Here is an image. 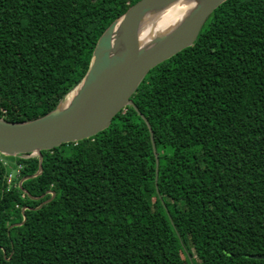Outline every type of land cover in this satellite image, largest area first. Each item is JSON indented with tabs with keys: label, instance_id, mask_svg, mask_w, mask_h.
<instances>
[{
	"label": "trees",
	"instance_id": "obj_1",
	"mask_svg": "<svg viewBox=\"0 0 264 264\" xmlns=\"http://www.w3.org/2000/svg\"><path fill=\"white\" fill-rule=\"evenodd\" d=\"M138 1L0 0V118L53 110ZM131 100L36 176L0 162V264H264V0L219 5Z\"/></svg>",
	"mask_w": 264,
	"mask_h": 264
},
{
	"label": "water",
	"instance_id": "obj_2",
	"mask_svg": "<svg viewBox=\"0 0 264 264\" xmlns=\"http://www.w3.org/2000/svg\"><path fill=\"white\" fill-rule=\"evenodd\" d=\"M177 1L190 2L193 7L170 30L154 37L148 45H141L138 31L145 16ZM225 1L139 0L130 6L98 38L86 74L53 110L29 121L8 122L0 118V154L37 157L36 176L42 171V151L76 143L107 129L117 114L127 106L134 107L131 97L148 72L191 47L209 16ZM72 92L74 95L65 104ZM135 110L138 111L136 107ZM147 127L153 144L151 128L148 124ZM153 152L156 181L158 158L154 147ZM24 180L26 178L18 182L19 187ZM49 194L50 198L37 209L53 200L55 194ZM24 219L23 216L21 224Z\"/></svg>",
	"mask_w": 264,
	"mask_h": 264
},
{
	"label": "bare ground",
	"instance_id": "obj_3",
	"mask_svg": "<svg viewBox=\"0 0 264 264\" xmlns=\"http://www.w3.org/2000/svg\"><path fill=\"white\" fill-rule=\"evenodd\" d=\"M192 7L193 4L190 2L177 1L158 12L146 15L138 31L139 43L148 45L154 37L167 32L177 24ZM74 93L67 97L65 104L70 101Z\"/></svg>",
	"mask_w": 264,
	"mask_h": 264
},
{
	"label": "built area",
	"instance_id": "obj_4",
	"mask_svg": "<svg viewBox=\"0 0 264 264\" xmlns=\"http://www.w3.org/2000/svg\"><path fill=\"white\" fill-rule=\"evenodd\" d=\"M5 156L0 154V162H2L3 165L8 166L9 162L7 160L4 159ZM19 170H20V166L17 165L15 170L13 171V173H9L7 178H6V184L9 186L12 183V180L17 178L18 174H19Z\"/></svg>",
	"mask_w": 264,
	"mask_h": 264
}]
</instances>
